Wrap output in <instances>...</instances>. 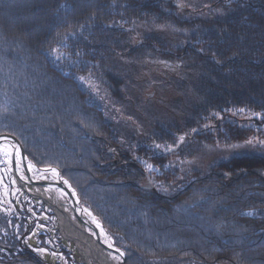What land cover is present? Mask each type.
<instances>
[{
    "label": "trees",
    "instance_id": "trees-1",
    "mask_svg": "<svg viewBox=\"0 0 264 264\" xmlns=\"http://www.w3.org/2000/svg\"><path fill=\"white\" fill-rule=\"evenodd\" d=\"M148 86L173 92L164 108L143 107ZM6 133L60 169L125 264H264V0H0ZM21 213L0 216V264H48Z\"/></svg>",
    "mask_w": 264,
    "mask_h": 264
},
{
    "label": "rangeland",
    "instance_id": "rangeland-1",
    "mask_svg": "<svg viewBox=\"0 0 264 264\" xmlns=\"http://www.w3.org/2000/svg\"><path fill=\"white\" fill-rule=\"evenodd\" d=\"M167 70L168 67L166 65L160 66L159 64H154L152 65L151 72L156 71L155 75L164 78ZM146 75H149V73ZM85 86L92 90L95 99L101 104L105 103L108 109H110L109 114L112 119L117 120L124 118L123 107L121 108L115 105V102L111 99L110 92L104 88L97 87L94 83ZM157 90V87L154 89L150 86L144 89L143 96L146 100L143 102V107L145 104L147 105L149 103V98H155L153 104L155 106L159 104L160 107L164 108L159 101H162L163 98L167 96H173V92L170 90ZM136 93L139 94V91ZM143 107L141 106V108ZM115 116H117L116 119ZM137 126H139L137 130L143 127L139 123ZM139 132L141 131L139 130ZM171 151L173 150L171 149ZM221 156V153L212 152L202 156L200 159L194 158L190 159V161H184L175 153L170 160L172 166L178 167L179 169L181 168L182 170L196 168L202 170L209 168L213 163L217 164L223 162L224 158L218 160ZM119 157V154H115L113 161H117L116 163H118V161L120 162ZM236 166L242 167L240 165L238 166V164H236ZM141 183L146 189L150 190L152 185L148 183L146 179H143ZM43 205H45L43 201L32 196L30 197L24 189L21 188L16 178L13 176L10 159L0 155V216H13L20 219L21 216H24L21 212H23L24 209L28 210L29 215H26L27 221H29L30 225L33 224V230L32 234L25 239V242L28 247L37 253L46 263L87 264L80 252L77 251L76 246L72 242L63 239L54 212L46 205Z\"/></svg>",
    "mask_w": 264,
    "mask_h": 264
},
{
    "label": "water",
    "instance_id": "water-1",
    "mask_svg": "<svg viewBox=\"0 0 264 264\" xmlns=\"http://www.w3.org/2000/svg\"><path fill=\"white\" fill-rule=\"evenodd\" d=\"M0 150L10 158L14 178L22 189L34 197L30 188L44 187L53 194V197L64 198L67 205L78 215L80 231L88 236L98 246L104 256L112 264H125L120 250L115 247V240L105 228L102 221L97 218L91 209L84 207L81 197L69 180L63 176L60 169L55 166H37L30 157L26 156L18 137L6 133L0 134ZM45 172L51 179H40L37 175ZM60 200V199H59ZM57 203L58 201L55 200Z\"/></svg>",
    "mask_w": 264,
    "mask_h": 264
},
{
    "label": "bare ground",
    "instance_id": "bare-ground-1",
    "mask_svg": "<svg viewBox=\"0 0 264 264\" xmlns=\"http://www.w3.org/2000/svg\"><path fill=\"white\" fill-rule=\"evenodd\" d=\"M0 155L8 157L4 151L0 150ZM9 158V157H8ZM10 159V158H9ZM40 179H51L50 175L40 172ZM34 198L39 199L54 212L58 220L59 230L64 240L72 242L77 251L80 252L87 264H112L104 254L98 250V246L87 235L85 236L79 229L80 221L75 210L70 208L64 198L53 197V194L44 187L30 188ZM60 199V200H59ZM55 200L58 202L56 203Z\"/></svg>",
    "mask_w": 264,
    "mask_h": 264
},
{
    "label": "snow or ice",
    "instance_id": "snow-or-ice-1",
    "mask_svg": "<svg viewBox=\"0 0 264 264\" xmlns=\"http://www.w3.org/2000/svg\"><path fill=\"white\" fill-rule=\"evenodd\" d=\"M180 139L182 140V139H183V137H181ZM246 143H247V144H251V143H252V141H251V140H249V141H246ZM261 143H264V142H261ZM231 147H233V148H239V147H243V145H231ZM149 167H151V166H149Z\"/></svg>",
    "mask_w": 264,
    "mask_h": 264
}]
</instances>
